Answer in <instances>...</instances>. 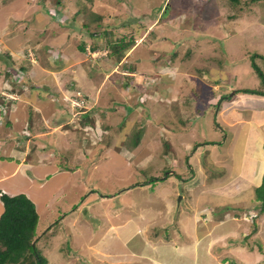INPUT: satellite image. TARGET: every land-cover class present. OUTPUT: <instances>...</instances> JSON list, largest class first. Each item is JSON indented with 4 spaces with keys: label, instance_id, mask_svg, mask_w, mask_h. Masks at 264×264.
<instances>
[{
    "label": "rangeland",
    "instance_id": "374dc122",
    "mask_svg": "<svg viewBox=\"0 0 264 264\" xmlns=\"http://www.w3.org/2000/svg\"><path fill=\"white\" fill-rule=\"evenodd\" d=\"M84 2L86 13L79 0H0V98L10 100L11 115L22 112L23 127L29 126L30 108L40 111L35 102L57 105L43 108L45 126L63 123L38 139H51L48 148L39 142L48 150L46 166H35L37 156L25 160L33 184L23 186L31 188L25 194L40 215L37 247L46 264H264V205L251 186L258 161L250 155L252 146L242 145L246 128L238 134L241 124L226 121L244 115L263 121L264 128V97L240 90L264 89L254 68L264 73V0ZM90 12L103 16L109 38L111 27L115 36H133L120 62L99 46L103 38L90 48L82 28ZM80 60L88 62L86 68ZM40 63L52 76L42 82L33 76L44 73ZM81 68L82 87L76 81L50 83ZM23 74L30 76L29 85ZM125 76L131 77L127 85ZM169 85H177L173 95L182 96L170 106L164 99L172 98L164 92ZM14 86L24 91L16 94ZM60 88L67 91L59 95ZM96 91L100 124H83L76 109L92 108ZM79 98L84 104L73 106ZM11 128L0 129V154L4 139L23 140ZM243 150L248 155L241 170ZM9 156L0 155L4 166L16 161ZM203 171L215 179L223 175L221 183L232 178L215 186ZM13 181L11 188L22 185L19 174L4 184ZM6 189L0 185L1 194L12 193Z\"/></svg>",
    "mask_w": 264,
    "mask_h": 264
},
{
    "label": "crops",
    "instance_id": "0c3cea01",
    "mask_svg": "<svg viewBox=\"0 0 264 264\" xmlns=\"http://www.w3.org/2000/svg\"><path fill=\"white\" fill-rule=\"evenodd\" d=\"M59 1H55V2L57 3ZM38 11L42 12V9H39ZM41 14H43V13H40V15ZM43 15L45 17V14H43ZM35 16H36L35 13L33 15H31V17H30L31 20L32 19L34 20V17ZM40 18H43V17H40ZM49 18H50V20L48 22L50 23L52 18L51 17H49ZM44 19L45 18H43V20ZM41 23H43V21H41ZM59 29H57V32H59ZM48 30H51V32H52V30H54V29L53 28H50ZM42 31H46L47 32L46 28L43 29ZM42 35H43V33H40L39 34V36H42ZM57 36H58V33L56 34V37ZM43 37H44V35L41 38H43ZM47 48H48L47 45H45V49H47ZM84 54H86V52L85 53L82 52V55H84ZM49 56H50V54H49ZM80 57H82V56H80ZM71 58H72L71 61L73 62L74 66L75 65L77 66L78 62H75L77 59H74L73 57H71ZM80 59H82V58H80ZM56 61L59 62V64L57 63L58 65L61 64V60L60 59H57ZM80 62L82 63V66L84 68H86L85 66H87V63L88 62L87 61H83V60H80ZM38 66H39V69L40 70H43L44 71V73H40V74L34 73L35 75H33V76L36 79H38V80H40L42 82V80H45V78H51L52 77V76L49 77L48 74H46V72H45L46 69L44 70L43 65L41 66V63ZM173 67H176V66H173ZM84 68H81V71H80V73L78 75H75V72L76 71L74 69L69 70V71H71V73L69 75L68 74H65L64 75V74H61V73L60 74H57V75H60L59 76V80L57 78L55 81H51L50 83L52 84L53 87H55L54 86V83L57 82V81H59L58 83H59V85L61 87V83H64V85H66V84L69 85V83L74 84L75 81H76V82H80V86L82 87V85L84 84V82H81L80 79L82 78V76L86 72V71L84 72ZM54 69H56L57 71H61L62 70V69H57V68H54ZM178 69H180V67H178ZM49 71L51 72V70H49ZM62 76H65L66 78H63ZM84 76H86V75H84ZM90 78H95V77L90 76ZM45 83L49 85V81H45ZM35 86H37V85H35ZM72 86L73 85H71V87ZM168 87H166L165 90H164L165 95L166 94L172 95V98L164 97V99H166V101L169 103L168 106H170V104H174V103L178 102V99H180L182 96L181 97L179 96V92H175V94L173 95L174 91H177L176 88H175V87H177V85L176 86L175 85L174 86L169 85ZM172 90H174V91L172 92ZM65 91H67V89ZM65 91H61V88H60L59 89V93H60L59 95H61ZM31 93H32V91H31ZM35 94H38V98H40V97L43 98V93L36 92ZM91 94L92 93H90V95ZM96 94H97V91H96V93L93 94L94 99H92L91 96H88L90 99H92L91 100V103L94 102V104L91 105V106H93L92 108L79 109L77 111L80 112V118L81 119L84 118V117H86L87 115L88 116L90 115L89 116L90 118H92L93 120H96L95 122H97L98 124H100V121L101 120L99 118H101L102 115L97 111V108H99V106L97 105L98 102H96V100H95V98L97 97ZM259 96L264 97V95H259ZM160 97H162V96H160ZM261 97H260V99H263ZM93 100H95V101H93ZM230 100L231 99L227 98V100H226L227 101V105H228V103H229ZM67 101H65V102H67ZM77 101H80V98ZM42 104L43 105L46 104V106H43L42 107ZM6 106L8 107L9 105L6 104ZM33 106L36 109H39L41 112L40 111L37 112V110H34V109L30 108L29 114H31V117L29 116V126L27 128H26V125L23 127V122H22L23 116H22V112L21 111H19L18 113H12V115L9 113L8 114L9 120L7 121L6 125L3 126V127H7V126L8 127H12L11 129L14 130L13 131V134H12L13 136L15 134H21L23 136V140L21 142L18 141V140L15 141L14 140V137L12 138V140H10L8 142H7V140L4 139V141L6 143L2 141V146L1 147H2V150L5 151V153L4 154H0V155L9 154V155H11V157L9 156L10 158H12V159L16 158V161H14L13 164H12V166H10V167L4 166L3 163H1V161H0V170H3V172H4V174H0V185L2 184L5 187V189L6 188L12 189V193L11 192H8V191L6 192V193H10L11 195L12 194L21 193V192H23V193H25V192L31 193L30 192L31 188H29V187H28L27 190H24V186L27 187L29 184H33V182H31V181H29L27 179L28 174H27V171L26 170H27V167H30V166H27L29 164L25 160H28L29 162H30V160H32V162H33V156H37V158L34 160L35 166L38 169L41 166H46L47 164L44 161V159L45 160L47 159V151L48 150L47 149H44L43 150V147L39 144V142H44L45 143L44 147L47 145V148H48L49 147V143H51V139L48 140L47 138H43V139H45V141L43 139H41V140H38V139L41 138V137H43V136H45V135H47V134L48 135H52L54 131H57V130H61L62 129V124H63L62 122H56L55 121L54 124H52V125L47 124L46 126L43 123L44 119L46 117H48V116H45V113L43 111V108L46 109V110H48V109H50L52 107V109H53L54 106L57 108V105H54L51 102L50 103H47V102H41V103L40 102H35L33 104ZM229 108H231V107H228V109ZM2 110L3 109H1V112H2ZM194 110L193 111H190V113H194ZM0 117H3L4 118L5 115H3L1 113L0 114ZM20 118H21V121H20ZM226 121H227V124L228 125H232V124H236V123L241 124L240 131H239L240 133H238V134H241L242 133V130L244 128H246V133H244L243 134V137H242V145L245 146V147H248V145L249 146H252V150H251L252 152L251 153L249 152V153L253 157V159H255L256 161H258V163L256 164V167H255V171L251 172V180H252V185L251 186H252V189H253L254 194H255V188L261 184V182H262V176H263V173H264V148H263V144H264V128H263V121H255L252 118L249 119V117H246L244 115L235 116V118L228 119ZM33 122H34V124H33ZM3 127L0 128V129H3ZM186 129H184V127L182 128V130H186ZM168 131H170V130H168ZM216 140H218V139H213L214 142ZM23 141H24V144L26 145V147L25 148L23 147L24 151H20L19 149H17V147H21L20 145L23 144L22 143ZM213 141H211V142H213ZM193 154L191 155V158L193 157ZM247 155H248V153H246V151L243 150V153H242V155L240 157V160H241V162H240L241 168L240 169L241 170H242V166L245 164V157ZM41 160L43 162H40ZM188 162H189V159H188ZM192 169H193V167H192ZM39 173H42L43 174L45 172H39ZM202 173L204 175L203 176L204 177L203 179H210L211 183L213 185H215V186L220 185V184H221V186H223L224 184H226L230 180L229 177L232 178V176H230L231 174L230 175H227L228 178L226 179V181H224V182L221 183V182H219L220 180H218V179H220L223 175L222 176H219V177L218 176H215L216 177V179H215L214 176H209L204 171ZM15 174H17V175L19 174L20 175V179L22 181V185H18L15 188H11L9 184H12L13 185L14 181L13 182H8V183H5L4 184V181L7 178H10V177H12ZM194 177H195V175H193V178ZM24 179H26V180H24ZM23 184H24V186H23ZM0 196H1V193H0ZM236 197H239V196H236ZM0 201H2L1 198H0ZM2 211H0V215H1Z\"/></svg>",
    "mask_w": 264,
    "mask_h": 264
},
{
    "label": "trees",
    "instance_id": "16d2710c",
    "mask_svg": "<svg viewBox=\"0 0 264 264\" xmlns=\"http://www.w3.org/2000/svg\"><path fill=\"white\" fill-rule=\"evenodd\" d=\"M84 1L85 0H79V8L80 11L86 13L87 11L84 10H86L87 6ZM230 1L234 2L237 0ZM88 15L89 16H86L85 18L86 27L82 26V28H85L86 31L88 30L87 32L89 33V36L92 40L90 48L96 49V47L98 46L97 42L100 43L99 40L103 38L104 41L99 46L108 47V55L110 57H115L116 62H120L124 58L127 51L134 44V40H132L133 36L129 38H125V36L124 38L115 36V34L113 35L112 31L113 27H111L112 37L109 38L110 34L109 32H107V29L103 27L104 23L101 21V18H103V16L95 12H90ZM90 26L96 27V29H101V31L103 32L98 35L94 30H90ZM140 32L141 29H135L136 34H139ZM79 48L81 52L85 53V42H81ZM162 54L167 55V52ZM171 55L173 58H175L178 55V52H174ZM8 57L10 58V55H8ZM8 68L9 67H7V69ZM254 68L260 74L264 81V73L261 71V69L256 64H254ZM21 69L24 71L29 70V68L27 69L26 66H22ZM6 72L9 73L8 71ZM125 77L126 80L124 84L127 85V81H130L131 77ZM23 80H25V83H27L28 85L31 83V78L29 75L23 74L22 82L24 83ZM32 88H37V86L32 85ZM22 89H24L23 86H20L18 88H15L14 86L12 88L13 91L19 93L21 91H24ZM240 90L264 95V89L260 90L242 88ZM0 103L7 105L11 104L10 100H4L3 97L0 98ZM4 120L6 121L5 123H7L9 117L6 116ZM88 121L93 122V119H91L89 116L82 118L83 124H86ZM171 146V144L170 146L168 145L169 148ZM255 196L256 199L261 201V203L264 205V173L262 176L261 184L255 188ZM0 198L4 206V209L0 215V264H46V257L41 254L37 247L38 237L36 230L40 215L37 211L35 202L23 192L12 195L5 192L1 194ZM261 211H264V206H262Z\"/></svg>",
    "mask_w": 264,
    "mask_h": 264
},
{
    "label": "built area",
    "instance_id": "2783aa9c",
    "mask_svg": "<svg viewBox=\"0 0 264 264\" xmlns=\"http://www.w3.org/2000/svg\"><path fill=\"white\" fill-rule=\"evenodd\" d=\"M33 58V57H32ZM14 79H16V78H14ZM18 81H20V80H18ZM11 91V90H10ZM12 92H14L13 90H12ZM10 93V92H9ZM8 92H4V95H6L7 97H13V95H14V93L13 94H9ZM18 92H16V94H17ZM3 98H4V100H7L8 98H6V97H4L3 96ZM84 101H74V102H72L73 103V106H82L84 103H83ZM0 109H3V110H5L6 109V104H1L0 103ZM73 109V111H75L76 112V110H75V108H72ZM77 112H79V111H77Z\"/></svg>",
    "mask_w": 264,
    "mask_h": 264
},
{
    "label": "bare ground",
    "instance_id": "6f19581e",
    "mask_svg": "<svg viewBox=\"0 0 264 264\" xmlns=\"http://www.w3.org/2000/svg\"><path fill=\"white\" fill-rule=\"evenodd\" d=\"M8 100V99H7ZM7 107V106H6ZM8 112V113H7ZM3 115H5V117L6 116H8V114H9V110L6 108L5 110H2V112H1Z\"/></svg>",
    "mask_w": 264,
    "mask_h": 264
},
{
    "label": "clouds",
    "instance_id": "9594fccd",
    "mask_svg": "<svg viewBox=\"0 0 264 264\" xmlns=\"http://www.w3.org/2000/svg\"><path fill=\"white\" fill-rule=\"evenodd\" d=\"M76 110H78V109H76Z\"/></svg>",
    "mask_w": 264,
    "mask_h": 264
}]
</instances>
